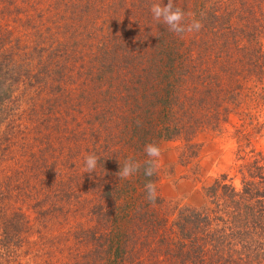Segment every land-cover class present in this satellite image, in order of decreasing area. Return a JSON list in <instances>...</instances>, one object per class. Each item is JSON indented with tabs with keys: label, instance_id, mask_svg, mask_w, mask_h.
Listing matches in <instances>:
<instances>
[{
	"label": "trees",
	"instance_id": "obj_1",
	"mask_svg": "<svg viewBox=\"0 0 264 264\" xmlns=\"http://www.w3.org/2000/svg\"><path fill=\"white\" fill-rule=\"evenodd\" d=\"M3 2L0 264H40L37 239H54L58 224L70 235L72 208L89 203L82 186L96 170L85 173L81 150L99 153L86 124L70 118L90 102L104 103V141L120 153L104 159V235L116 264H130L128 254L137 255L135 264H264L262 150L238 138L235 174L205 187L202 207L179 204L170 217L159 215L158 194L155 203L147 199L145 184L157 188L159 171L147 177L143 169L149 143L182 140L180 160L189 164L198 158L195 138L202 131L222 129L232 114L256 120L251 107L264 81L257 79L264 77V0H173L185 23L203 25L183 35L153 19L152 4L167 0ZM13 22H21L19 35ZM148 23L156 26L154 36ZM96 30L101 35H91ZM141 32L149 50H142ZM82 35L89 39L80 44ZM84 59L81 66L92 62L97 75L76 68ZM73 93L78 103L71 107ZM245 130L238 129L243 138ZM129 158L142 167L121 179L116 173Z\"/></svg>",
	"mask_w": 264,
	"mask_h": 264
},
{
	"label": "rangeland",
	"instance_id": "obj_2",
	"mask_svg": "<svg viewBox=\"0 0 264 264\" xmlns=\"http://www.w3.org/2000/svg\"><path fill=\"white\" fill-rule=\"evenodd\" d=\"M2 5L5 7L7 4L3 2L0 7ZM81 9L80 7L75 9L77 15L83 12ZM77 22L82 23L80 20ZM20 23L13 22L15 27L14 35L21 33L23 27ZM148 26L150 28V34L154 36V33H156L154 32V27L156 26L151 23H148ZM84 27L89 28L90 26L86 25ZM90 29H87V31L90 32ZM104 32L106 31L104 30ZM95 34L101 35L99 30L92 32L91 35ZM126 34H129V30L126 31ZM140 35H142L146 42V47L142 50H149V42L145 37L146 33L141 32ZM88 39L82 35L78 43L83 44ZM83 48L84 46H81V49ZM83 51H85V48ZM87 56L85 54V58ZM77 63L76 68L80 71L83 70L86 72L90 67L95 75L98 74L93 71L92 62V64L86 63L83 67L81 65L85 63V59L77 61ZM80 71L76 73L78 83H81L84 78ZM261 78L264 79V77L260 76L257 79ZM243 81L245 82V80ZM93 86L97 87L95 85ZM259 86L261 88L252 96L254 107H251L252 112L256 113V120H245L242 119L241 115L232 114L222 129H206L202 131L195 138V141L200 145L198 158L191 163L183 164L180 160L179 154L181 146L183 145L182 140H166L158 145L162 155L159 158V180L156 188L159 199H157L155 207L158 208L160 216L163 214L168 217L172 216L179 204L196 208L202 207L206 203L204 188L210 185L221 174L227 173L230 176L235 174L234 166L238 164L236 153L239 139V142L241 141L244 146H248L251 143L264 152V81ZM77 87V91H79L80 86L77 85ZM99 87L104 89L103 85H99ZM75 97L76 94L73 93L72 98L74 100H70L71 107L78 103ZM79 106L80 111L75 112L72 109L70 110L72 113L75 112L78 117L76 115V118L70 119L74 122V125L80 122L86 124L88 127L87 136L91 139L89 141L90 147H95L99 153L96 156L102 158L98 161L95 169L96 173L91 175L90 180L84 182L86 186H82V188H88V191L84 192V195L87 194L89 203L84 207L81 204H78L79 207H73L71 214L67 218L68 223L66 229L68 227L71 228L72 232L70 235L65 236L63 228L58 224V230L53 235H50L54 239H49V236L43 239H37L40 244L34 248V252H36L35 257L40 264L117 263V260L114 261L113 254L109 252L104 235V176L106 174L104 170V159L108 152L113 155H120V153L115 149H110V146L104 141V103L95 106V104L91 105L90 102L89 104ZM77 107L78 105L75 107V110ZM238 129L245 130L244 133H248V136L243 138L240 135L241 133L238 132ZM96 130H100L98 139L96 138ZM95 139L98 142L95 143ZM86 149L87 146L81 150L83 156L94 153L93 150L90 152ZM81 228H86L87 230ZM84 233L87 234V237H85L86 235ZM126 256L130 264H135L136 254H128ZM27 264L34 263L27 260Z\"/></svg>",
	"mask_w": 264,
	"mask_h": 264
},
{
	"label": "clouds",
	"instance_id": "obj_3",
	"mask_svg": "<svg viewBox=\"0 0 264 264\" xmlns=\"http://www.w3.org/2000/svg\"><path fill=\"white\" fill-rule=\"evenodd\" d=\"M153 19L167 26L168 30L176 33L178 35H183L185 33L199 32L203 25L200 20L192 19L191 22L185 23L186 14L185 12L177 7L173 0H167V3H154L150 8ZM144 151L148 159L143 164L144 175L147 177L153 176L160 164L159 158L161 157V149L155 143H149L145 146ZM99 158L95 153H90L84 158V170L85 173H92L95 171ZM141 164L129 158L125 160L123 165H120L119 171L116 173L121 179H127L137 173ZM145 189L147 192V199L155 203L157 199L156 185L149 181L145 184Z\"/></svg>",
	"mask_w": 264,
	"mask_h": 264
}]
</instances>
